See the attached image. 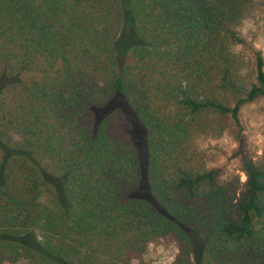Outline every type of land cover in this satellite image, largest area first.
Segmentation results:
<instances>
[{"label":"trees","instance_id":"16d2710c","mask_svg":"<svg viewBox=\"0 0 264 264\" xmlns=\"http://www.w3.org/2000/svg\"><path fill=\"white\" fill-rule=\"evenodd\" d=\"M253 2L0 0V264H146L166 237L171 264H195L193 235L196 264H264V164L243 158L245 189L229 190L196 145L264 96L261 53L251 69L236 49ZM114 95L150 134L154 203L130 195L140 163L113 114L92 124Z\"/></svg>","mask_w":264,"mask_h":264},{"label":"rangeland","instance_id":"374dc122","mask_svg":"<svg viewBox=\"0 0 264 264\" xmlns=\"http://www.w3.org/2000/svg\"><path fill=\"white\" fill-rule=\"evenodd\" d=\"M128 24V23H127ZM116 40L120 55L127 52L137 41L132 24H124ZM239 35L245 43L238 44L240 51L254 68L255 52H260L264 61V0H254L243 20ZM127 50V51H126ZM114 116V130L121 137L126 138L135 148L141 168V179L130 195L143 198L154 203L149 189L148 177V145L149 132L141 124L120 95H114L106 104L91 110L92 124L97 123L106 114ZM227 127L218 137L201 136L197 138L198 150L205 157L208 168L216 169L217 181L229 190L236 189L242 192L245 189L246 176L242 169V159L247 158L264 164V96L253 102L244 104L239 110V126L232 119L225 118ZM59 194L62 180H50ZM28 243L39 241L37 233L24 238ZM193 263H197L202 249L203 240L200 235L192 236ZM177 252V244L172 237L159 239L150 243L143 255L146 264H171ZM133 261V264H136ZM2 264H28L25 259L14 263Z\"/></svg>","mask_w":264,"mask_h":264}]
</instances>
